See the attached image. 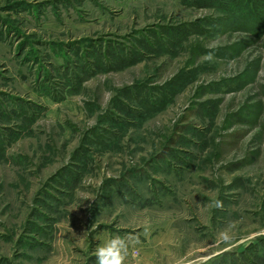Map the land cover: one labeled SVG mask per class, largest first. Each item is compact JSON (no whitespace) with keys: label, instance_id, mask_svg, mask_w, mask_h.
I'll return each instance as SVG.
<instances>
[{"label":"rangeland","instance_id":"1","mask_svg":"<svg viewBox=\"0 0 264 264\" xmlns=\"http://www.w3.org/2000/svg\"><path fill=\"white\" fill-rule=\"evenodd\" d=\"M109 234L264 264V0H0V264Z\"/></svg>","mask_w":264,"mask_h":264},{"label":"clouds","instance_id":"2","mask_svg":"<svg viewBox=\"0 0 264 264\" xmlns=\"http://www.w3.org/2000/svg\"><path fill=\"white\" fill-rule=\"evenodd\" d=\"M214 206L219 207L221 202L214 200ZM224 239H228L225 235ZM129 240L126 236L107 235L101 238V243L95 250V264H125Z\"/></svg>","mask_w":264,"mask_h":264}]
</instances>
